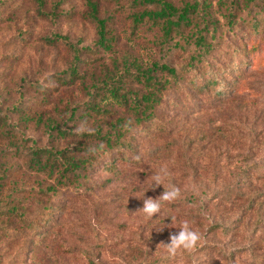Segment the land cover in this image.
Here are the masks:
<instances>
[{"label": "rangeland", "instance_id": "obj_1", "mask_svg": "<svg viewBox=\"0 0 264 264\" xmlns=\"http://www.w3.org/2000/svg\"><path fill=\"white\" fill-rule=\"evenodd\" d=\"M168 1L180 7L195 0ZM196 1L210 4L211 17L196 13L181 34L165 41L161 24L159 30L135 22L143 7L132 0H0V107L19 132L0 136V204H16L24 212L11 215L4 212L7 205L0 212V264H224L205 251L168 256L163 244L183 221L196 230L189 212L200 213L204 229L211 226L200 241L234 254L249 244L248 232L219 233L211 224L245 221L242 206L229 203L238 181L251 182L243 186L250 190L245 196L264 186L257 177L264 164V0ZM90 3L106 20L109 47L97 41ZM198 34L206 36L209 51L195 45ZM152 61L177 71V78L156 71L165 88L156 93L152 121L139 122L134 110L122 106H109L105 117L96 112L85 120L69 117L76 106L77 115L88 107L91 85L105 78L137 97L148 92L130 72ZM77 62L84 64L82 79L56 81V74ZM213 74L218 81L212 82ZM201 83L208 91L195 87ZM48 122L74 130L82 122L92 129L126 128L134 149L123 150L128 160L116 149L99 151L89 162V192L63 189L48 200L41 189L51 179L28 167L25 152L83 143L60 137ZM161 167L170 181L152 188L151 176ZM169 183L180 188V197L162 202L161 211L148 218L144 199H159ZM55 201L52 213L48 204ZM234 258L235 264H249L253 255L246 251Z\"/></svg>", "mask_w": 264, "mask_h": 264}, {"label": "trees", "instance_id": "obj_2", "mask_svg": "<svg viewBox=\"0 0 264 264\" xmlns=\"http://www.w3.org/2000/svg\"><path fill=\"white\" fill-rule=\"evenodd\" d=\"M248 1L253 2L254 0ZM132 3L136 6L143 7V10L135 14V22H150L151 26L157 27L159 30L161 24L165 41L172 37V33L181 34L180 31L182 27L192 22L193 16L196 13L203 15V18L208 17L209 19L211 17L208 11L210 4L206 2H197L196 0L193 2H185L180 7L175 6L168 0H132ZM90 8L92 19L95 20L98 28L97 41L102 47H109L108 38L106 36V20L98 17L97 5L95 3H90ZM207 21L208 20L205 19L206 23H208ZM158 43L160 44V40ZM194 43L204 52L210 49V43L207 42L206 36L203 34H198ZM202 56L203 52L198 56L199 61ZM82 65H84L82 62H77L69 72L63 75L56 74V81L62 84H74L77 79H82V76H80ZM160 70L171 77L177 78V71L175 68L166 63L160 64L158 61H152L144 69L139 68L130 72V75L134 77V79L138 81L142 80L150 87V90L140 97L134 96L128 88L122 87V85L118 84L113 78H105L100 83H93L91 85L92 91L87 94L88 99L86 103L89 108L87 107L77 115L75 113L78 111L76 106L74 112H72L69 117L85 120L91 112H96L95 115L100 114L103 115L102 117H105V115L111 113L112 107L122 106L134 110L137 113V121L140 122L146 119L152 121L153 119L149 117L153 114L154 104L158 100L156 93H160V91H163V88H165L164 82L156 77V71ZM216 81H218V78L213 74L212 82ZM195 87L202 91H208V84L205 83L197 84ZM220 92L223 91L220 90ZM218 94L220 95V93ZM47 126H50L52 129L56 128V131L58 134H61L60 137L62 138L75 137L76 139L77 137V139L80 138L83 141V143L81 141H76L73 148H69L68 146L62 148L33 146L29 147L28 151L25 152L30 156L28 159V167L35 172L45 174L47 178L51 179V182L41 189L43 195H45L48 200L50 196L56 197L60 193V190L63 189L68 191L71 190L74 195H84L86 192H89L90 186H87V181L89 180L88 170L93 167V164H89V162L93 163L91 157L99 153V151L116 149L117 153L120 151L119 156L121 160H128L129 157L125 155L126 153H124L123 150L125 148L129 151L134 149L131 140L127 138L128 130L126 128L118 129L113 127L103 130L102 127L99 126L95 128L92 133L85 132L81 135H77L75 130L71 127L63 129L59 128L58 124H53L51 122H48ZM18 133L12 117L2 111L0 107V136L4 135V137H9V135H17ZM101 144H103V148H100ZM89 148H94L96 151L90 152ZM83 152H86L85 154L88 156L84 157L79 155ZM258 169H260V172L257 177L261 176V184L264 185V164H261ZM245 181L242 183L238 181L229 194L230 205L237 204L238 207L242 206L240 213L245 216L247 215L245 221L244 218H242V224L238 223L239 228L238 224L236 225L234 222L228 224L221 219H217V221L211 225L216 226L212 227V229H217L219 233H229L228 229L232 231L244 230L249 233V235L247 233L248 238H246L249 244L238 248L237 253L234 254L233 251L226 252L220 245H216L215 242L200 241L197 248L192 252L198 253L200 251H205V253L218 256L224 264L225 262L226 264H235V255H243L248 251L253 255V260L249 264H264V254L260 256V253H264V186H262L261 191L245 196L247 193H250V190L243 189V186L251 184L250 180ZM56 204L57 201L48 204V207L51 208L50 212L55 213L57 211ZM218 204L220 203L217 202L216 205ZM5 205H7V207L4 212H8L11 215L24 214L23 211L19 210V206L16 204ZM5 205L0 204V212ZM189 213L193 215L192 219L199 233H207V231L211 229V226L204 229L199 212ZM49 221L50 219L46 218L44 222L48 223ZM30 228H32V226ZM241 231H239V233H241ZM36 234L38 235L40 233L37 232Z\"/></svg>", "mask_w": 264, "mask_h": 264}, {"label": "clouds", "instance_id": "obj_3", "mask_svg": "<svg viewBox=\"0 0 264 264\" xmlns=\"http://www.w3.org/2000/svg\"><path fill=\"white\" fill-rule=\"evenodd\" d=\"M75 132L77 135H81L85 132L92 133L94 129L90 127H86V122H82L76 129ZM100 148H103V144L100 145ZM90 152H95L96 149L89 148ZM135 159L139 160V157H135ZM152 188H155L158 185L164 184L165 180L170 181V173L166 167H161L157 172L152 174ZM180 197V188L174 184L169 183V186L166 190H164L160 195L159 199L148 197L143 201V213L151 218L155 214H158L161 211L162 202L171 203L177 200ZM140 198V197H137ZM179 231L174 234H170L169 243L163 244L166 253L170 258H174L180 250H184L187 252L194 251L200 240L201 234L194 230L190 223L185 220L178 227Z\"/></svg>", "mask_w": 264, "mask_h": 264}]
</instances>
